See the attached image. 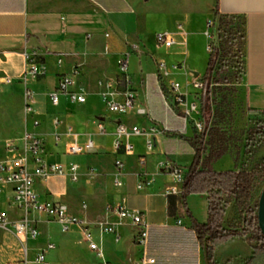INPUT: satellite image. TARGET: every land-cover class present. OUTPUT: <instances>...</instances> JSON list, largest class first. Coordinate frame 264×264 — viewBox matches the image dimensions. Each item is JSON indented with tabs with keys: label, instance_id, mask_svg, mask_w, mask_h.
Wrapping results in <instances>:
<instances>
[{
	"label": "crops",
	"instance_id": "obj_1",
	"mask_svg": "<svg viewBox=\"0 0 264 264\" xmlns=\"http://www.w3.org/2000/svg\"><path fill=\"white\" fill-rule=\"evenodd\" d=\"M150 1L152 0H0V79L1 74L11 77L16 84L14 89L24 93V86L20 82L25 70L24 52H36L45 69L44 75L29 84L35 92L36 115L26 119L25 132H32L44 140L43 159L48 166L62 165L67 169L71 165L79 166L78 181H73L69 175H51L44 179L36 178L35 189L42 200L61 202L69 208L72 215L85 219L104 253V258L101 259L92 252L79 228L63 233L54 220L34 215L33 220L36 221L40 236L37 241L29 243L30 264H38L35 262L36 255L48 243L56 246L47 254L50 264H136L143 257L155 260L153 264H206L204 251L192 228L188 210L197 221L206 222L207 195H191L185 206L182 193H167L174 178L164 167L165 163L170 162L180 166L186 174L194 161L192 141L198 133L193 124L185 128L180 111L173 113L166 108L157 87L156 72L143 71L141 61L148 63L147 55L143 52L141 54L145 56L140 57L139 50L142 28L153 17L165 24V28H160L156 33L174 32L178 24H183L188 34L185 50L187 55L184 57H190V35L197 33L196 25L200 23L206 37L207 24L213 19L217 1L153 0L158 1L162 7L155 16H149L145 3ZM218 9L222 15L237 18L238 24L244 23L245 72L239 90L249 112L262 114L264 0H218ZM171 21L174 29H170ZM106 34L109 36L106 37ZM208 46L206 38L207 52ZM183 51L184 48L182 50V47L176 46L171 52L183 56ZM125 54L129 58V67L131 68L130 61L134 60L139 65L141 74L135 78L133 76L136 75L130 70L133 88L138 94L136 109L130 115L119 116L108 112L101 93L102 83L118 76L117 62ZM182 61L179 59L175 62ZM208 61L209 52L206 54V62ZM62 75L72 76L76 80L74 89L83 92L87 103L73 104L65 96H61L63 110L50 113V104L55 110L57 107L52 105L49 95L56 90ZM142 108L147 110L148 115L138 113ZM56 118L61 120L59 126L54 125ZM193 118L198 119L199 116L194 115ZM34 119L39 121V126H34ZM201 119L205 121L203 108ZM99 123L104 125L106 134L100 133ZM119 123L138 126L148 132L153 129L166 132L164 135L153 136L155 148L152 152L147 150L148 137L132 136L130 141L134 152L126 155L115 148V130ZM69 132L78 135L81 143L91 139L96 152L77 156L67 154L65 144L72 139ZM57 136L61 138L58 144ZM22 146L23 136L19 143V147ZM2 154L0 158H6V154ZM226 156L231 157H222ZM141 157L146 160L145 166L139 164ZM116 160L125 164L122 176H119L122 187L115 185ZM216 161L211 164L213 170H217ZM232 161L234 163L233 159ZM140 180H147L151 184L143 191H138L136 185ZM11 198L9 190L0 194V211L6 212L10 221H15L21 217V213L11 204ZM121 204L128 209L143 212L149 225L146 247L136 243V228L130 222H120L109 210ZM229 212L233 216H239L233 198L225 211L224 228L234 218ZM99 222L115 225L116 233L101 237L95 228ZM49 225L60 227L63 236L59 240L55 241L49 236ZM1 232L8 231L0 230ZM76 234L85 243L78 245L73 238ZM14 239L16 240L15 237ZM16 242L19 246L17 260H20V245L17 240ZM40 244L44 245L39 246ZM238 245H244L245 250L234 249ZM241 257H244L245 262L252 258L250 244L239 236L216 244V264H221L223 260L237 261Z\"/></svg>",
	"mask_w": 264,
	"mask_h": 264
},
{
	"label": "built area",
	"instance_id": "obj_2",
	"mask_svg": "<svg viewBox=\"0 0 264 264\" xmlns=\"http://www.w3.org/2000/svg\"><path fill=\"white\" fill-rule=\"evenodd\" d=\"M209 29H215L216 24L210 20L207 24ZM109 35L106 34V37ZM206 36L210 38V32L207 30ZM188 34L184 29L183 24H178L174 32L161 31L155 35L156 49L160 52L168 54L176 47L184 48L183 56L187 55L186 40ZM179 38V39H178ZM218 45V37L215 42ZM208 52H212V46H208ZM25 70L20 77V82L24 86L23 111L26 119L33 118L35 114V92L29 87L30 82L36 80L39 76L45 74L44 65L40 63L36 52H24ZM118 76L111 78L102 83L103 91L101 98L107 110L111 114L119 116L130 115L137 106L138 94L133 88V81L129 71L128 55H123L117 62ZM156 82L159 93L163 99L166 108L173 112L181 113V119L185 124V128L193 124L195 131L198 134L204 132V122L202 121V103L200 106L196 99L193 102L189 101L190 91L194 89L197 92H203L205 87L204 79L201 76L194 75L191 80H187L185 86L178 81L180 74H186V64L182 62L168 63L165 60H157L156 64ZM11 82V79H8ZM214 84H211L213 87ZM76 80L72 76H60L57 88L50 93L49 98L54 107L60 104V97L65 96L69 102L73 104L84 105L87 103V98L82 91L75 90ZM200 99H202L200 97ZM140 115H148L146 109H139ZM198 115V119L193 116ZM34 126H39L37 119L33 120ZM61 120L56 118L54 125L59 126ZM98 129L101 134H106V129L102 123L98 124ZM166 132V131H165ZM165 132H159L155 129L150 132L141 129L138 126H128L125 123H119L115 130V148L118 152H123L126 155H132L134 152L133 144L131 143L132 136H146L147 150L152 152L155 148L153 136L164 135ZM70 139L66 142V152L69 155H90L96 152V146L91 139L85 143L80 142V137L69 132ZM61 138L56 137V143L60 142ZM45 151V142L38 135L26 131L23 135V146L14 148L9 151V156L0 158V194L5 190L12 193L11 204L21 213L18 220L10 221L6 212L0 211V230L8 231L13 234L20 245L21 259L16 260L12 264H30L29 260V243L37 241L40 236L36 221L33 220L34 215H42L51 218L57 222L63 233L69 232L77 227L81 230L85 241L89 244L92 252L99 258H104L102 246L95 241V238L90 228V224L80 217L74 216L69 212V208L61 202L51 200H42L35 189L36 178H47L51 175L71 176L73 181H78L79 166L71 165L68 169L62 165L48 166L43 154ZM140 166L146 165L144 157L139 159ZM116 174L115 185L122 187L123 183L119 179L122 176L125 164L121 160L115 161ZM164 167L169 171V174L174 178L173 185L167 190L168 194L179 195L182 193L181 186L185 178L184 170L175 164L167 162ZM151 183L140 180L136 185L138 191H143ZM85 209L86 206L84 205ZM116 215L120 222H130L137 230L136 243L146 247L149 238V225L145 220L143 212L139 210L128 209L124 204L118 205L109 209ZM100 236L105 234H115L116 227L107 222H99L95 225ZM56 246L52 243L46 244L36 255L35 262L38 264H50L47 260V254L53 251ZM155 260L143 257L136 264H153Z\"/></svg>",
	"mask_w": 264,
	"mask_h": 264
},
{
	"label": "rangeland",
	"instance_id": "obj_3",
	"mask_svg": "<svg viewBox=\"0 0 264 264\" xmlns=\"http://www.w3.org/2000/svg\"><path fill=\"white\" fill-rule=\"evenodd\" d=\"M148 15H156L159 8L162 6L158 1H150L145 3ZM151 18V22L144 25L141 31V48L139 50L140 57L145 56L141 54L145 52L147 55V62H142L143 71L147 72L153 70L156 72L157 60H165L168 63H173L176 60H183L186 64V74H181L178 76V81L185 86L187 80H191L194 75L201 76L204 79V75L207 70L208 63L206 62V38L202 33V26L200 23L196 25L197 33L190 35V50L191 56H177L174 52L164 53V51L159 52L155 48L154 35L160 28H165L163 21L157 20V18ZM170 29H174L173 21L170 22ZM188 28V25L186 26ZM210 38H208L209 45L216 42L218 37V29H209ZM206 30V31H207ZM183 50V48H182ZM234 59V65L228 70H220L215 74V80L218 82L217 88L215 87V92L211 96V100H214V105H219L223 110V119L221 121V126L224 130L232 136L233 140L231 142L230 150L225 155H231V157L226 156L216 161L217 172L234 171L240 169H247L249 171H255V189L252 193L251 204L252 207L258 212V205L261 194L264 190V141L258 140L256 143L247 146L246 138L247 132L251 127H254L260 123H264V113L253 114L249 112V108L246 102L241 97V92L239 90L240 84V74L241 68L239 66V54ZM133 74L138 77L141 73L139 71V65L135 63L134 60L130 61ZM11 79V82H8ZM215 81V82H216ZM16 84L13 79L7 75L1 74L0 79V156L2 153L9 156V151L14 148H19L20 140L25 132L26 117L23 111V99L24 95L20 90H15ZM190 96L189 100L199 99L198 104L202 103L203 93L197 92L194 89H189ZM201 101V103H200ZM50 113L61 112L63 110L62 104H59L55 110L50 104ZM208 117L205 116L207 121ZM199 135V134H198ZM251 151V154H248ZM66 158V157H65ZM237 158V159H236ZM234 160V163L232 161ZM228 208V206H227ZM233 216L232 212H229ZM237 214V213H235ZM47 220H52L49 217L43 216ZM232 222L237 223L239 221V216L234 215ZM49 236L53 237L55 241L59 240L63 233L59 226L49 225L48 228ZM244 242L250 244L251 257L257 256L259 264H264V254L260 253L257 248V241L252 240L255 238L256 234H247L242 237L239 236ZM76 243H85L81 239L79 234L73 236ZM44 244H40L42 246ZM57 245V244H56ZM18 244L14 237L9 232L0 233V264H12L18 259ZM80 248V246H78ZM57 248H59L57 246ZM245 250L244 245H238L234 249ZM245 264L244 257L240 260L222 261L221 264Z\"/></svg>",
	"mask_w": 264,
	"mask_h": 264
},
{
	"label": "trees",
	"instance_id": "obj_4",
	"mask_svg": "<svg viewBox=\"0 0 264 264\" xmlns=\"http://www.w3.org/2000/svg\"><path fill=\"white\" fill-rule=\"evenodd\" d=\"M212 21L218 31V45L211 44L207 70L204 75L205 87L202 96L203 115L208 117L204 121V132L197 135L192 141L195 152L194 161L185 174L182 185L183 203L187 206V198L191 195L206 194L208 200V218L202 223L197 221L189 212L192 228L203 248L206 264H216L214 250L216 244L235 236L256 234L252 240L257 241V248L264 254V236L259 228L258 212L252 207L251 198L255 189V171L240 169L234 171L217 172L211 164L225 155L233 140L221 126L223 110L214 105L211 96L214 94L218 82L215 74L220 70H228L235 63L239 54L241 81L245 72L243 46L245 40L244 23H237V18L220 14L218 0ZM216 81V82H215ZM211 84H214L211 87ZM258 140L264 141V123L251 127L247 132L246 143L250 147ZM248 151V154H251ZM234 199L239 213L237 223L230 222L227 228L223 227L226 208L230 199ZM245 264H259L257 256L248 259Z\"/></svg>",
	"mask_w": 264,
	"mask_h": 264
},
{
	"label": "water",
	"instance_id": "obj_5",
	"mask_svg": "<svg viewBox=\"0 0 264 264\" xmlns=\"http://www.w3.org/2000/svg\"><path fill=\"white\" fill-rule=\"evenodd\" d=\"M258 220L261 234L264 236V190L261 194L258 205Z\"/></svg>",
	"mask_w": 264,
	"mask_h": 264
}]
</instances>
